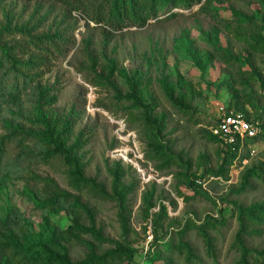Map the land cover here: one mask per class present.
Here are the masks:
<instances>
[{
  "label": "rangeland",
  "instance_id": "374dc122",
  "mask_svg": "<svg viewBox=\"0 0 264 264\" xmlns=\"http://www.w3.org/2000/svg\"><path fill=\"white\" fill-rule=\"evenodd\" d=\"M105 5L0 0V45L15 46L16 59L38 65L17 74L0 53V264H43L21 251L40 238L65 246L73 263L84 260L89 250L73 236L75 224L91 225L83 207L104 239L78 231L96 256L120 245L138 250L132 264H238L235 207L264 206V179L241 191L245 172L264 164V43L253 48L264 40L260 1L167 8L143 28L97 21ZM134 77L170 163L154 157L141 111L125 100ZM164 85L188 112L172 106ZM44 90L56 96L54 105L38 104ZM218 107L260 130L232 163L209 139ZM44 120L59 130L68 125L65 146H76L84 177L98 188L75 187L60 158L44 157ZM246 232L243 247L264 251V221L249 223ZM247 262L264 258L251 254Z\"/></svg>",
  "mask_w": 264,
  "mask_h": 264
},
{
  "label": "trees",
  "instance_id": "16d2710c",
  "mask_svg": "<svg viewBox=\"0 0 264 264\" xmlns=\"http://www.w3.org/2000/svg\"><path fill=\"white\" fill-rule=\"evenodd\" d=\"M61 1V0H58ZM202 0H105V7L103 12L98 13L97 21L111 24L112 26L120 28L124 23H129L135 27L143 28L149 20H153L157 17L158 12L164 11L169 8H183L189 9L193 5L200 4ZM207 1V0H206ZM263 9L262 22H264V0H259ZM74 2L82 3V0H74ZM175 14H171V17ZM264 24V23H263ZM261 43H264L263 39L257 38L254 40L253 48H257ZM15 46H6L0 45V53L3 61L10 66V68L15 71L17 74L33 71L34 68H37L38 65L36 60L29 58L26 61H21L14 57L15 55ZM264 51V47L261 48V52ZM206 62H210L208 59ZM141 82L139 78L131 79L129 86V94L125 100L130 102L132 109L140 110L142 113V120L151 134L149 138V146L151 147L154 157L161 160H166L167 163H170L172 158L168 154L169 151L160 141L159 135L161 132V126L150 116L151 106L141 103L139 97V87ZM164 90L166 96L172 106L182 112H188L190 107L184 105L180 100L175 99L172 95V92L167 85H164ZM48 91H38V104L41 106H52L56 103V96L49 95ZM228 112V110H226ZM246 119V118H245ZM248 120V119H246ZM249 121V120H248ZM44 134L42 148L44 151V157L46 159L50 158H60L64 165L69 169L68 176L75 185V187H82L84 189H94L98 188L92 181L86 179L83 173V165H81L79 159L74 155L75 145L69 147L65 146L63 137L66 135L68 125L58 129L55 124H51L48 121L44 120ZM209 139L211 141L220 143L216 137L212 134H209ZM250 141H253L250 140ZM242 146L239 144H233L225 147L224 157L229 159V162L232 163L236 158L241 154ZM2 160L0 156V171L2 170ZM114 178V188L116 189L119 183V177L115 173ZM195 182L199 178L193 177ZM264 179V164L259 167L249 169L245 172L242 177L241 191L245 189H250L249 180H262ZM194 182V181H193ZM205 194V193H202ZM206 195V194H205ZM52 206L55 204V201L49 202ZM237 213V220L239 223V231L235 237V244L238 245L240 249V259L238 264H248L247 258L251 254H256L264 258V251L259 253H253L245 249L242 245L241 236L246 235L247 227L249 223L260 224L264 221V206L256 205L249 208H243L240 206L235 207ZM82 211L90 220L89 228H80L77 224L73 227V236L77 245L83 246L89 250V253L86 255L84 260L73 263L69 257L68 250L65 246L59 244L54 238H48L45 242L41 241V238L36 242H31L26 245L25 248H22L21 251L25 255H31L35 259H39L43 264H112L116 262L117 264H132L134 257L139 253L138 250L128 247H123L117 245L115 250L104 253L101 256H96L92 245L82 241L79 236V230L92 235L96 238L97 241H104L103 236L100 231H97L94 228V218L90 210L82 208ZM198 234L203 239L207 251L212 250V242L210 237L207 235L203 227H197ZM184 244H180L178 249H185ZM188 259L192 258L191 252L188 251Z\"/></svg>",
  "mask_w": 264,
  "mask_h": 264
},
{
  "label": "built area",
  "instance_id": "2783aa9c",
  "mask_svg": "<svg viewBox=\"0 0 264 264\" xmlns=\"http://www.w3.org/2000/svg\"><path fill=\"white\" fill-rule=\"evenodd\" d=\"M211 134L224 147L239 144L258 137L260 130L257 123L246 120L238 114L228 113L223 107L217 108V118Z\"/></svg>",
  "mask_w": 264,
  "mask_h": 264
},
{
  "label": "bare ground",
  "instance_id": "6f19581e",
  "mask_svg": "<svg viewBox=\"0 0 264 264\" xmlns=\"http://www.w3.org/2000/svg\"><path fill=\"white\" fill-rule=\"evenodd\" d=\"M120 157L125 160V161H128V158H127V153H126V150L125 149H122L120 151Z\"/></svg>",
  "mask_w": 264,
  "mask_h": 264
}]
</instances>
